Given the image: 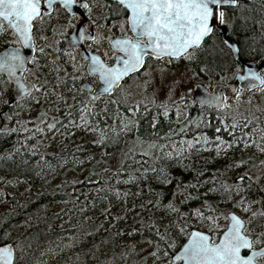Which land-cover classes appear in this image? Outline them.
I'll return each instance as SVG.
<instances>
[{
    "label": "trees",
    "instance_id": "obj_1",
    "mask_svg": "<svg viewBox=\"0 0 264 264\" xmlns=\"http://www.w3.org/2000/svg\"><path fill=\"white\" fill-rule=\"evenodd\" d=\"M239 3L241 7L236 8L231 22L232 27L228 30L229 37L247 53L241 56L242 60L262 61L264 0H239ZM58 27L57 21L53 19L50 25L42 28L37 35H45L51 40L53 29ZM219 36L220 33L217 31L216 36L206 38L195 50L194 58L191 60L182 57L173 60L171 64L185 60L191 71L207 83L214 81L222 83L231 78L234 58L228 54L226 48L222 50L217 40ZM10 39V35L0 39V50ZM37 43L38 46H43L44 42ZM40 63L41 65L45 63L43 57ZM201 68L206 71L200 72ZM66 70L71 72L70 64ZM47 72L48 68L43 67L42 73ZM54 77L55 73H51L50 78ZM221 77L225 79L221 80ZM66 82L67 89H62V93L67 98V103L73 104V93L68 90L73 87L72 81L69 78ZM122 89L116 90L113 96L97 101V111L105 108V101L119 102L107 104V111L103 113L104 119L98 118L102 128L105 124L112 125L113 118L118 117V114L124 117L129 115L125 104H136L131 100L130 93L123 94ZM11 90L9 87L5 92L4 86L0 85V111L15 109L16 104L3 105V100ZM19 103L23 106L20 107V115L31 109L44 111L46 107L52 105L55 108L54 97L47 103L43 98L39 103H26L24 100ZM229 104L232 105L231 111L224 110L218 113L216 109L202 107L184 98L183 102L179 100L169 105V118L165 119L159 114L162 112L161 104L142 103L138 125L133 126L130 133H119L115 139L109 132V140L102 146L94 145L92 141L96 139L95 134L83 129L67 137L49 133L45 128V135L41 136L35 132L36 121L24 123L14 121V118L7 119L0 130L14 127L16 131L7 134L0 132V243L16 245V264H145L148 257L153 260L149 253L154 249L156 241L155 229L147 226L151 223L149 216L159 226L161 232L164 231V225L169 219L176 218L175 215L166 216L162 207L159 209L153 207L157 193H163V204L171 200L183 213H189L196 208L203 210V205L207 203L216 209L218 214L239 211L245 217L252 218L251 213H244L242 209L233 205L239 200L240 195H244L246 202L260 201L256 203L257 213L264 210V192L260 191L264 188V166L260 163L264 161V154L257 151L255 144L248 148H245L243 143L228 147L233 137L223 131L217 133L216 128L223 127L218 123L220 115L230 117L238 111L243 114L237 117L238 121L248 117L252 120V127L259 126L264 129V95L259 91L242 93L239 101L235 99ZM144 105H147V111H144ZM60 106L63 110V101ZM60 116H63V111ZM154 116L157 120L155 127L152 126ZM76 119L78 120V116ZM116 123L118 126V118ZM245 131L250 132L251 128ZM217 135L225 142L221 145L219 155L217 148L206 149L203 146L204 142L218 144ZM235 135L239 136L240 132L237 131ZM249 139L253 137L250 136ZM181 140L184 141L183 144ZM189 140L194 142L191 148L187 144ZM78 145L81 151L76 150ZM169 153L170 156L167 155ZM73 155L83 163L74 166V163L67 159ZM88 156L92 159H86ZM57 157H61L59 162ZM116 157L118 162L115 168L106 172L107 167L113 166L111 159ZM240 160H244L245 165L241 168L235 167L236 162ZM49 164L53 167H48ZM121 165L122 171L113 176V172L120 169ZM87 167L90 168L89 173L99 174L92 176V180L97 181L95 185L85 180V177L79 179L72 175L82 173ZM152 169H156V172L153 173ZM161 169H164L171 179L167 186L156 179ZM245 170L253 176L254 181L259 176V181L254 182L251 188L240 195L233 193V198L229 200L222 186L233 184L238 175ZM128 175L139 179L124 184L122 181L127 179ZM117 179L121 182L117 183ZM73 181L83 183H72ZM189 183L196 187H185ZM98 187L105 190L96 193L95 188ZM109 187L115 191H109ZM177 187L179 190L173 198L172 191ZM213 188L217 191H210ZM85 192L89 194L87 199L84 196ZM116 192L120 193L119 199ZM125 192L128 193L127 196L124 195ZM187 197L195 199H187L186 203H181ZM148 201L153 203L149 204ZM141 204L145 207L141 208ZM133 206L134 212L131 211ZM106 208H110L107 214L104 213ZM126 213V218H123ZM141 219L145 222L142 232ZM255 219L258 220V225L264 224V217L257 215ZM224 221L222 218L217 220L220 230ZM189 223L196 224L197 229L209 233L206 223H197L194 218H190ZM133 228L137 231L129 236L128 233ZM5 233L10 239L5 237ZM218 233L220 232L210 234L216 236ZM148 239H152L153 244H148ZM141 245L146 247L142 248ZM167 251L171 253L173 250ZM155 264H160V261L157 260Z\"/></svg>",
    "mask_w": 264,
    "mask_h": 264
},
{
    "label": "snow or ice",
    "instance_id": "obj_2",
    "mask_svg": "<svg viewBox=\"0 0 264 264\" xmlns=\"http://www.w3.org/2000/svg\"><path fill=\"white\" fill-rule=\"evenodd\" d=\"M229 7L233 9L241 7L239 0H109L108 3L101 0H0V39L11 36L6 46L0 50V85L4 86L5 92L11 87L14 93L3 100V105L15 103L17 107H23L19 103L21 100L26 103H39L43 98L47 103L50 102L51 97H54L56 115L49 118L48 112L41 110L35 118H32L37 122L34 124L35 132L43 136L46 128L49 133L71 137L75 131L83 129L95 134L96 139L92 141L94 145L102 146L109 140V132L115 139L118 138L119 133H130L133 126L138 125L140 106L143 102L137 101L135 105L125 104L129 115L124 117L118 114V117L113 118L112 125L105 124L102 128L98 118L104 119L103 113L107 111V104L119 102L105 101V108L97 111V101L112 96L116 89L122 88L126 78H131L133 75L137 77L141 74L150 75L149 61H163L167 58L172 62L181 57L189 60L194 58L195 50L201 46L204 39L216 36L219 26L226 23V10ZM76 9L80 10L79 13ZM112 17L116 19L110 24L107 23ZM46 18L48 21L55 19L59 25L58 28L53 29L51 40L45 35H37L42 31V26H46ZM74 20L78 23H73ZM231 27L232 25H229V28ZM105 29L110 35H104ZM70 30L72 35H68ZM116 32L120 35H116ZM105 40L108 49L102 56L99 53V45ZM217 40L222 50L226 48L228 54L234 57L233 83H224L222 86L212 85V91L205 87L203 98L199 103L202 107L216 109L220 113L232 109V105L228 103L227 89L231 90L237 101L242 92L253 89L264 95V70L254 68L242 61L240 57L247 53L234 44L227 35H221ZM37 41H43V46H38ZM89 41L97 45L95 50L90 45L83 46ZM261 55L264 58V53ZM41 57L45 60L43 65L40 63ZM69 64L71 72L66 70ZM28 65L32 67L29 68ZM43 67L48 68L47 73H42ZM205 71L204 68L200 69L202 73ZM51 73H55L54 79L50 78ZM29 75L32 79L28 78ZM69 78L73 85L68 89L73 93V104H68L67 98L62 93V89H67L66 81ZM224 79L221 77V80ZM144 83L148 85L149 81L145 80ZM179 99L181 102L184 101L183 96ZM61 101L64 104L63 110L60 106ZM160 108L162 112L159 114L168 119L169 105L164 103ZM144 111H147V105H144ZM177 114L179 115V109ZM242 115L238 111L230 117L220 115L218 123L223 127H217L216 132L223 131L233 137L228 147L243 143L244 147L248 148L255 144L257 151L264 154V129L259 126L252 127V120L248 117L238 121L237 117ZM5 116L6 119H11L7 114ZM156 123L154 116L152 126L155 127ZM249 128H251L250 132L245 131ZM15 131L14 127L0 130L4 134ZM237 131L240 132L239 136L235 135ZM250 136L253 139L250 140ZM216 140L219 141L216 145L219 155L221 145L225 142L219 135L216 136ZM183 143L184 141L181 140V144ZM193 143L191 140L187 141L189 148ZM76 150L82 149L78 145ZM60 159L61 157H57L58 162ZM67 159H70L74 166L83 163L74 155ZM86 159L91 160L92 157L88 156ZM245 163L244 160H240L236 162L235 167L241 168ZM260 163L264 166V161ZM48 167L53 166L49 164ZM121 171L122 165L113 172V176H117ZM151 171L155 173L156 169ZM93 175L99 174L90 173L84 179L95 185L97 181L92 180ZM137 179L139 178L128 175L122 182L128 184ZM156 179L164 186L171 183L164 169L160 170V175ZM259 179L260 177L257 176L254 181L253 176L245 170L238 175L233 184L223 185V191L231 200L233 193L240 195L246 192ZM78 182L83 183V181L72 183ZM120 182L117 179V183ZM177 184L179 185L178 180ZM185 187H196V185L189 183ZM104 190L103 187L95 188L96 193ZM108 190L115 191L110 187ZM178 190V187L173 189V198ZM210 191L215 192L217 189L213 188ZM260 191L264 192V188ZM88 195L87 192L84 193L86 199ZM124 195L127 196L128 193L125 192ZM116 196L119 199L120 193L116 192ZM162 196V192L156 194L153 207L157 209L162 207L166 216L175 215L176 218L169 219L164 225V231L161 232L159 226L149 216L151 223L147 226L155 229L156 237L155 247L149 253L153 258V264L157 260L160 264H258V261L264 260V232L254 234L248 223L240 216L233 212L218 214L216 209L207 203L203 205V210L196 208L189 213H183L171 200L163 204ZM187 199H195V197H187L181 203H186ZM148 203L153 202L148 201ZM251 203H260V201ZM233 206L242 209L245 213L250 211V204L246 202L244 195H240ZM144 207L145 205L141 204V208ZM109 211L110 208H106L104 213L107 214ZM131 211L134 212V206ZM257 215L264 217V210L259 213L252 212L253 219ZM126 216L127 213L123 218ZM117 218L112 217V219ZM190 218H194L197 223H206L209 233L198 230L196 224H190ZM221 218L228 221L222 231L217 224V220ZM140 224L142 232L145 226L143 219L140 220ZM213 225L216 227L214 228ZM136 231L137 229L133 228L128 235L132 236ZM212 232H220V234L213 236L210 234ZM5 237L10 239L7 233ZM147 243L151 245L153 240L148 239ZM167 249L173 251L170 253ZM15 252V244L0 243V264H16Z\"/></svg>",
    "mask_w": 264,
    "mask_h": 264
},
{
    "label": "rangeland",
    "instance_id": "obj_3",
    "mask_svg": "<svg viewBox=\"0 0 264 264\" xmlns=\"http://www.w3.org/2000/svg\"><path fill=\"white\" fill-rule=\"evenodd\" d=\"M237 9L232 10H226V24L228 27L231 25V22L233 21L234 15L236 13ZM239 12V10H238ZM104 35L108 36L110 33L107 32L105 29ZM90 46L93 49H96L97 45L90 43ZM108 49V45L106 43V40L102 42L99 45V53L103 56V53ZM111 55V53H109ZM151 67L148 69L150 72V75L142 74L140 77H131L129 80L125 82L123 85L122 93L128 94L130 93L131 100L134 102L142 101L144 104L148 103H156V104H164L167 103L168 105H172L177 103L181 96L184 98L190 99V94L193 89V87L196 84H202L204 87H207L208 89L212 88V85L216 84L217 82H205L201 77L194 74V72L191 71V69L187 66L185 60L180 61L176 64H171L167 59H164L163 61H160L159 63L155 62H149ZM28 75V74H27ZM63 75V73H62ZM29 79H32V77L29 75ZM42 78V76H41ZM43 79V78H42ZM148 80L149 84L145 85L144 81ZM232 81V77L224 80L222 83L230 82ZM171 90V91H170ZM121 93V94H122ZM242 96V94H241ZM236 98H233L230 100L233 102ZM173 101L175 103H173ZM228 101V103L230 102ZM17 108H19L17 110ZM16 109V110H15ZM13 110H1L0 111V127L6 123V116H10L12 119L14 118V121L18 122H24V123H34L35 120H32V118H35L37 114L40 112L38 109H31L24 114L16 115V113H19L20 107H15ZM49 109H51L49 111ZM27 110V109H26ZM48 112V116L50 115H56V110L54 108V105L50 107H46L45 110ZM184 111H182L183 113ZM32 120V122H29ZM216 143L208 144L206 142L203 143L204 148L210 149V148H216ZM118 162V158L111 159L112 167H107V171L109 169L115 168V164ZM104 170V169H103ZM90 168H85L82 173H73V177L82 179L84 177H87L90 173ZM235 180V179H234ZM249 203V202H248ZM251 204V203H249ZM256 203H252V206H250V211L247 212V214H252V212H256ZM236 214H238L242 219L248 223L249 228L253 231V233H259L264 232V224L258 225V220L253 218H248L243 215L241 212L233 211ZM245 213V212H244ZM227 220L224 221V223L221 226V230L224 229V227L227 224ZM257 224V226H256ZM220 233H218L219 235ZM142 248H145L146 245H141ZM150 251V249L148 248ZM145 264H153V260L148 257Z\"/></svg>",
    "mask_w": 264,
    "mask_h": 264
},
{
    "label": "water",
    "instance_id": "obj_4",
    "mask_svg": "<svg viewBox=\"0 0 264 264\" xmlns=\"http://www.w3.org/2000/svg\"><path fill=\"white\" fill-rule=\"evenodd\" d=\"M76 11L79 13V9H76ZM218 31H219V33H220V35H227L228 36V28H227V26H225V25H220L219 26V28H218ZM73 33L71 32L70 33V35H72ZM229 37V36H228ZM206 38H208V37H206ZM205 38V39H206ZM230 38V37H229ZM204 39V40H205ZM231 39V38H230ZM232 40V39H231ZM232 42L234 43V44H236L233 40H232ZM203 43V42H202ZM202 45V44H201ZM237 45V44H236ZM84 46V45H83ZM85 47V46H84ZM234 58V57H233ZM240 59H241V57H240ZM242 60V59H241ZM242 61H244V60H242ZM245 62H247L248 64H250L252 67H254V68H260L261 70H264V60H262V61H259V62H252V61H245ZM127 79V78H126ZM125 79V80H126ZM228 84H232L233 83V80L232 81H230V82H227ZM223 85L224 83H216V84H214V85ZM204 86L202 85V84H196L194 87H193V89H192V91H191V94H190V99H191V101L193 102V103H195V104H197V105H200L201 106V104L199 103V101L203 98V95H204ZM209 91H212V88L211 89H208ZM254 91H256L255 89H253L252 91H245L244 93H251V92H254ZM226 94L229 96V100L230 99H233L235 96L231 93V90L230 89H227L226 90ZM12 95H14V93L11 91L10 92V94L6 97V99H8L10 96H12ZM15 103H11V104H9L8 106H12V105H14ZM233 213H235V212H233ZM236 214V213H235ZM236 215H238V214H236ZM239 216V215H238ZM204 232V231H203ZM206 233V232H205Z\"/></svg>",
    "mask_w": 264,
    "mask_h": 264
},
{
    "label": "flooded vegetation",
    "instance_id": "obj_5",
    "mask_svg": "<svg viewBox=\"0 0 264 264\" xmlns=\"http://www.w3.org/2000/svg\"><path fill=\"white\" fill-rule=\"evenodd\" d=\"M104 1V3H108L109 2V0H103ZM233 8H227V10H232ZM97 11H99V9H96ZM116 19V17H112L107 23H112V21L113 20H115ZM73 23H78V21H73ZM226 24H228V23H225L224 25H226ZM45 25L46 26H42V28L43 29H45L47 26H49L50 25V21H48L47 20V18H46V20H45ZM227 26V25H226ZM229 28V27H228ZM70 33H71V30H70V32L68 33V35H70ZM116 35H120V33L119 32H116L115 33ZM130 34V33H129ZM90 41L89 42H85V44H84V46L85 47H88L89 45H90ZM106 43H107V40H106ZM108 45V44H107ZM93 49V48H92ZM93 50H95V49H93ZM149 62H152V61H149ZM133 77V76H132ZM130 78H127L125 81H123V83H122V87H123V85L125 84V82L127 81V80H129ZM94 87H95V85H93ZM118 89H120V88H118ZM118 89H116V90H118ZM115 93V92H114ZM113 93V94H114ZM113 94H112V96H113ZM246 222V221H245ZM206 232V231H205ZM258 264H264V260H261V261H258Z\"/></svg>",
    "mask_w": 264,
    "mask_h": 264
}]
</instances>
